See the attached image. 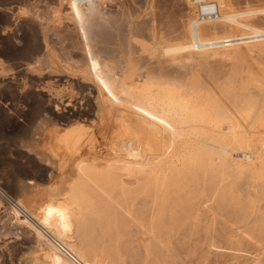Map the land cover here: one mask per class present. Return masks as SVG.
I'll return each instance as SVG.
<instances>
[{
  "label": "bare ground",
  "instance_id": "6f19581e",
  "mask_svg": "<svg viewBox=\"0 0 264 264\" xmlns=\"http://www.w3.org/2000/svg\"><path fill=\"white\" fill-rule=\"evenodd\" d=\"M62 1L80 53L37 51L52 68L33 119L50 176L19 184L26 197L0 187L2 237L47 249L26 264H264V61L243 59L264 55V5L196 4L182 34L129 31L117 56L102 10Z\"/></svg>",
  "mask_w": 264,
  "mask_h": 264
},
{
  "label": "rangeland",
  "instance_id": "374dc122",
  "mask_svg": "<svg viewBox=\"0 0 264 264\" xmlns=\"http://www.w3.org/2000/svg\"><path fill=\"white\" fill-rule=\"evenodd\" d=\"M81 1L85 9L89 1L93 2L102 10L105 18L111 21V25L107 27L105 40L108 42L107 49L115 50L117 56L126 50L127 36L130 32L141 31L144 38L149 41L147 29L156 27L155 29L159 30L161 27L159 25L162 24V28L176 29L178 30L176 34H182L185 23L197 11L196 4L199 6L211 4L213 11L219 9L217 5L219 0ZM231 2L240 8L245 7L246 3L253 6L264 5V0H225L224 4L229 5ZM58 11H66V3L62 0H0V61L7 69L5 76L0 75V187L13 198L17 195L27 196L19 184L26 185L28 180L33 179L42 188L47 185L46 179L50 176L47 167L39 158L41 153L37 146L38 136L35 134L33 123L37 106L45 96L41 87L47 85L49 81L47 77L42 79L39 76L45 72H52L50 64L37 53L39 45L43 46L49 42L52 53L60 55L59 57L63 59L69 53H80L71 24L65 19L58 20L56 18L60 13ZM243 59L255 64L260 60L264 61V55L253 58L246 53ZM227 63L217 59L208 65H200L197 70L204 67L217 68ZM29 64L39 65L38 67L42 69L33 73L29 70ZM58 86L59 89H67L65 84ZM77 93L78 90L72 96L78 98ZM100 147H103V140L97 144V148ZM3 206L8 205L5 203L1 207ZM5 207L0 211L1 233L4 227V224H1V214ZM225 223L231 230L236 229L231 226L230 220H226ZM2 236L1 234L0 240ZM5 237L7 236L4 235V241L1 243L5 242L3 246L10 245L13 241ZM12 244L13 246L5 251V257L0 263L3 261L2 264H26L27 260L37 262L47 255L46 248L40 247L36 252V248L32 246ZM245 254L244 259L251 262L256 256V251L246 250ZM183 261L184 264H194L190 259L184 258Z\"/></svg>",
  "mask_w": 264,
  "mask_h": 264
},
{
  "label": "built area",
  "instance_id": "2783aa9c",
  "mask_svg": "<svg viewBox=\"0 0 264 264\" xmlns=\"http://www.w3.org/2000/svg\"><path fill=\"white\" fill-rule=\"evenodd\" d=\"M211 8H212L211 4L210 5L209 4L208 5H200V7H199L201 14L207 13Z\"/></svg>",
  "mask_w": 264,
  "mask_h": 264
}]
</instances>
